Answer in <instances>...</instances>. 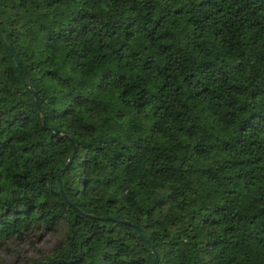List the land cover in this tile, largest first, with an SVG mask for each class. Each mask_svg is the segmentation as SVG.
<instances>
[{
	"label": "trees",
	"instance_id": "16d2710c",
	"mask_svg": "<svg viewBox=\"0 0 264 264\" xmlns=\"http://www.w3.org/2000/svg\"><path fill=\"white\" fill-rule=\"evenodd\" d=\"M0 34V245L264 264V0H0Z\"/></svg>",
	"mask_w": 264,
	"mask_h": 264
},
{
	"label": "rangeland",
	"instance_id": "374dc122",
	"mask_svg": "<svg viewBox=\"0 0 264 264\" xmlns=\"http://www.w3.org/2000/svg\"><path fill=\"white\" fill-rule=\"evenodd\" d=\"M58 232V231H57ZM56 229L8 240L0 245V264H25L38 251L47 252L56 240Z\"/></svg>",
	"mask_w": 264,
	"mask_h": 264
},
{
	"label": "water",
	"instance_id": "95a60500",
	"mask_svg": "<svg viewBox=\"0 0 264 264\" xmlns=\"http://www.w3.org/2000/svg\"><path fill=\"white\" fill-rule=\"evenodd\" d=\"M0 38L2 39L3 43L5 44L6 48L8 49V51L10 52L12 58L14 59V62L16 64V66L21 69L20 67V64L7 40V38L3 35V34H0ZM26 78V77H25ZM26 84L28 86V88L30 89V91L33 93V88L29 82V80L26 78ZM49 130L53 131V132H56L55 129L49 127ZM73 153H74V148L70 151V153L68 154V157L66 159V161L64 162L63 166L61 168H59L58 172H57V180H58V183H59V189H60V192L62 194V197L63 199L72 207V208H75L77 209V207L67 198L66 194H65V191H64V188H63V184H62V180H61V177H62V173L64 172V170L67 168L68 164L71 162L72 160V156H73ZM78 210V209H77ZM79 211V210H78ZM81 212V211H80ZM86 216L88 217H94L93 215L91 214H87L85 213ZM96 218H99V219H109V220H114V221H118V222H122V223H126V224H129L128 221H126L125 219H122V218H119V217H115V216H98ZM136 231H137V234L138 236L149 246V248L151 249V253H152V259H151V263L150 264H154L155 262V251L153 249V247L149 244L148 240L142 235V233L139 231L138 227L135 226V225H132Z\"/></svg>",
	"mask_w": 264,
	"mask_h": 264
}]
</instances>
